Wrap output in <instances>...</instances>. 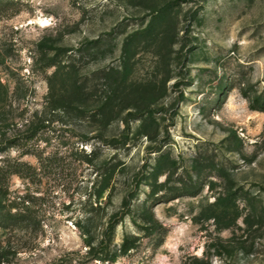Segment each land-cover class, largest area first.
<instances>
[{
	"label": "rangeland",
	"instance_id": "rangeland-1",
	"mask_svg": "<svg viewBox=\"0 0 264 264\" xmlns=\"http://www.w3.org/2000/svg\"><path fill=\"white\" fill-rule=\"evenodd\" d=\"M256 97L264 0H0V264H264Z\"/></svg>",
	"mask_w": 264,
	"mask_h": 264
},
{
	"label": "trees",
	"instance_id": "trees-1",
	"mask_svg": "<svg viewBox=\"0 0 264 264\" xmlns=\"http://www.w3.org/2000/svg\"><path fill=\"white\" fill-rule=\"evenodd\" d=\"M56 62L54 60L49 61L46 63V66H54ZM57 73L56 71L54 74ZM51 79V77H50ZM49 96V95H48ZM57 106V105H53ZM250 107L252 109H258L264 111V100H261L259 97H256L251 100ZM78 112H84L83 109H80L78 107H75ZM32 135H27L24 137V141L28 138H30ZM25 144V143H24ZM11 146V141L8 143H2L0 141V155L6 151ZM2 158V157H1ZM2 163L0 164V224L5 223H18L25 220V216L20 213V211L17 212H11V207H14L12 204V201L10 204L6 203L4 198L7 197V181L9 177L14 174H21L23 171L30 168L29 165H27L24 162L17 161L16 159H10L9 157L5 156L1 159ZM155 192V189H154ZM184 194H194V193H176L175 196L184 195Z\"/></svg>",
	"mask_w": 264,
	"mask_h": 264
}]
</instances>
